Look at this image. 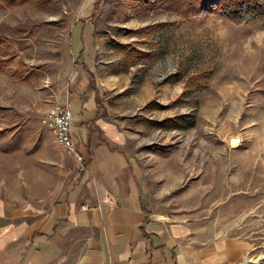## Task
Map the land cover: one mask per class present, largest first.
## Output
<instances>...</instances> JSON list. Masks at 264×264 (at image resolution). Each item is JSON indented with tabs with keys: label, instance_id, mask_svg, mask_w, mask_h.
I'll list each match as a JSON object with an SVG mask.
<instances>
[{
	"label": "rangeland",
	"instance_id": "1",
	"mask_svg": "<svg viewBox=\"0 0 264 264\" xmlns=\"http://www.w3.org/2000/svg\"><path fill=\"white\" fill-rule=\"evenodd\" d=\"M36 1L45 8L0 9V36L14 55L8 67L35 73L29 83L0 73V197L39 207L63 198L77 164L45 113L93 96L94 117L126 135L119 149L141 171L145 213L186 224V249L213 255L200 264H264V23L232 25L211 10L217 0L186 21L138 0ZM155 23L166 24L122 31ZM115 43L158 53L134 61ZM201 75L204 89L188 85ZM176 116L186 122L173 129L141 121ZM232 240L244 243L232 259L214 253L213 244Z\"/></svg>",
	"mask_w": 264,
	"mask_h": 264
},
{
	"label": "crops",
	"instance_id": "2",
	"mask_svg": "<svg viewBox=\"0 0 264 264\" xmlns=\"http://www.w3.org/2000/svg\"><path fill=\"white\" fill-rule=\"evenodd\" d=\"M95 102L70 101L84 170L63 198L39 207L0 197V264H200L213 257L186 249V224L144 212L136 191L141 171L119 149L126 135L94 117ZM213 247L232 259L244 243Z\"/></svg>",
	"mask_w": 264,
	"mask_h": 264
},
{
	"label": "trees",
	"instance_id": "3",
	"mask_svg": "<svg viewBox=\"0 0 264 264\" xmlns=\"http://www.w3.org/2000/svg\"><path fill=\"white\" fill-rule=\"evenodd\" d=\"M148 8L169 12L181 20H189L192 17L198 16L201 12L206 10L208 3L211 0H138ZM23 5H30L36 9L45 8L43 3H39L36 0H0V9H12ZM211 10L218 11L224 20L228 23L239 26L249 21H258L264 23V2L260 0H217L212 3ZM166 23H155L144 28L136 30H122L128 34L140 35V33H152L154 29L162 26ZM168 26H174V23L168 24ZM9 45L4 38L0 36V73L7 74L13 81L18 83H29L35 78V73L32 70H28L24 64L17 62L14 69H10L8 66L13 61L14 55L8 51ZM113 49L126 57H131L134 61L149 60L156 56L157 51H143L138 50L130 45L115 43ZM202 77H193L188 80L190 87L195 86L198 90L205 88L203 84H197L196 82ZM178 75L171 74L170 80L178 79ZM185 92V91H184ZM180 102V99L173 100L170 104L163 106L155 102H150L146 106L152 108L158 107L159 109L175 106ZM145 106V107H146ZM142 123L160 129H173L181 127V124L186 122L185 116H176L163 119L161 121H153L148 119H141Z\"/></svg>",
	"mask_w": 264,
	"mask_h": 264
},
{
	"label": "built area",
	"instance_id": "4",
	"mask_svg": "<svg viewBox=\"0 0 264 264\" xmlns=\"http://www.w3.org/2000/svg\"><path fill=\"white\" fill-rule=\"evenodd\" d=\"M72 113L67 105L53 104L45 113V126L53 134L57 146L77 164L76 174L84 170V159L71 134Z\"/></svg>",
	"mask_w": 264,
	"mask_h": 264
},
{
	"label": "bare ground",
	"instance_id": "5",
	"mask_svg": "<svg viewBox=\"0 0 264 264\" xmlns=\"http://www.w3.org/2000/svg\"><path fill=\"white\" fill-rule=\"evenodd\" d=\"M232 143H234V141Z\"/></svg>",
	"mask_w": 264,
	"mask_h": 264
}]
</instances>
